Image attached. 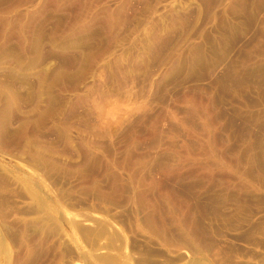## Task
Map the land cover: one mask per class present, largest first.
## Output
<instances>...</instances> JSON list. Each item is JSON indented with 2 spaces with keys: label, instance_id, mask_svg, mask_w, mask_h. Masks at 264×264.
<instances>
[{
  "label": "rangeland",
  "instance_id": "obj_1",
  "mask_svg": "<svg viewBox=\"0 0 264 264\" xmlns=\"http://www.w3.org/2000/svg\"><path fill=\"white\" fill-rule=\"evenodd\" d=\"M0 264H264V0H0Z\"/></svg>",
  "mask_w": 264,
  "mask_h": 264
}]
</instances>
